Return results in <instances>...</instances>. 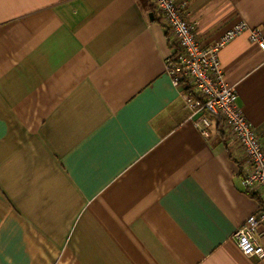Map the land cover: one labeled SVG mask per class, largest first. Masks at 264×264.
<instances>
[{
  "label": "crops",
  "instance_id": "0c3cea01",
  "mask_svg": "<svg viewBox=\"0 0 264 264\" xmlns=\"http://www.w3.org/2000/svg\"><path fill=\"white\" fill-rule=\"evenodd\" d=\"M177 1L202 46L264 22V0ZM174 53L152 0H0V264H264L232 237L264 206L240 147L202 133ZM218 56L264 146V51Z\"/></svg>",
  "mask_w": 264,
  "mask_h": 264
},
{
  "label": "built area",
  "instance_id": "2783aa9c",
  "mask_svg": "<svg viewBox=\"0 0 264 264\" xmlns=\"http://www.w3.org/2000/svg\"><path fill=\"white\" fill-rule=\"evenodd\" d=\"M167 32L174 39L175 53L165 60V69L175 86L189 85L186 104L199 115L197 124L208 135L211 125L208 116L220 118L228 132L227 137L241 150L239 174L243 190L259 196L264 205V146L237 104V93L224 76L219 50L238 34L246 32L250 41L264 51V22L249 25L239 22L208 46L200 45L194 23L184 17L183 2L177 0H152ZM264 220V206L246 217L243 224L232 233L236 245L246 255L263 257L258 225Z\"/></svg>",
  "mask_w": 264,
  "mask_h": 264
},
{
  "label": "rangeland",
  "instance_id": "374dc122",
  "mask_svg": "<svg viewBox=\"0 0 264 264\" xmlns=\"http://www.w3.org/2000/svg\"><path fill=\"white\" fill-rule=\"evenodd\" d=\"M190 92L189 93H192L193 92V89L190 87ZM236 101H237V99H236ZM217 118V117H216ZM208 119L210 120V122L211 121H214V119H213V117H211V116H208ZM218 120H220L221 122H220V130H221V132H222V134H223V136L226 134L227 135V133L226 132H228L227 130H226V128H224V126H223V122H222V120L220 119V118H217ZM214 126V125H213ZM212 126V129L214 128ZM207 128H208V135H209V128H210V125L209 126H207ZM211 129V128H210ZM215 129H216V127H215ZM218 135H219V132H217V130L215 131ZM246 219V218H245ZM235 231V230H234Z\"/></svg>",
  "mask_w": 264,
  "mask_h": 264
},
{
  "label": "trees",
  "instance_id": "16d2710c",
  "mask_svg": "<svg viewBox=\"0 0 264 264\" xmlns=\"http://www.w3.org/2000/svg\"><path fill=\"white\" fill-rule=\"evenodd\" d=\"M183 86V88L185 89V91H186V93H189L190 92V86L189 85H186V84H183L182 85ZM216 121H217V124H216V130H217V132H219V137L220 136H222L223 137V134H222V132H221V130H220V120H218V119H216ZM251 196H253V197H255V195H253V194H251ZM258 198V197H257Z\"/></svg>",
  "mask_w": 264,
  "mask_h": 264
},
{
  "label": "water",
  "instance_id": "95a60500",
  "mask_svg": "<svg viewBox=\"0 0 264 264\" xmlns=\"http://www.w3.org/2000/svg\"><path fill=\"white\" fill-rule=\"evenodd\" d=\"M150 15L153 16V13L151 12Z\"/></svg>",
  "mask_w": 264,
  "mask_h": 264
}]
</instances>
